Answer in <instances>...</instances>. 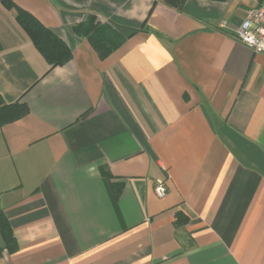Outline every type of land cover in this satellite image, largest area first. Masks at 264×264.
Returning a JSON list of instances; mask_svg holds the SVG:
<instances>
[{
	"label": "crops",
	"instance_id": "0c3cea01",
	"mask_svg": "<svg viewBox=\"0 0 264 264\" xmlns=\"http://www.w3.org/2000/svg\"><path fill=\"white\" fill-rule=\"evenodd\" d=\"M12 1L71 57L0 3V264H264V53L235 38L264 0Z\"/></svg>",
	"mask_w": 264,
	"mask_h": 264
},
{
	"label": "trees",
	"instance_id": "16d2710c",
	"mask_svg": "<svg viewBox=\"0 0 264 264\" xmlns=\"http://www.w3.org/2000/svg\"><path fill=\"white\" fill-rule=\"evenodd\" d=\"M168 5L180 8L184 0H162ZM0 3L8 9L15 10L16 20L20 26L26 31L31 41L45 58L48 63V70L56 65H61L68 61L71 57L70 51L65 43L59 39L52 31L44 27L38 20L30 15L26 10L20 8L12 0H0ZM90 23L86 30L88 41L94 50L104 58L112 49L120 43L118 35L106 26L93 25ZM79 27H74V32H78ZM7 108L18 109L23 113L22 107L8 105ZM1 112V111H0ZM102 170V173L111 178L108 170ZM0 230L3 235L6 246L11 249L13 247V239L6 220L0 217Z\"/></svg>",
	"mask_w": 264,
	"mask_h": 264
},
{
	"label": "built area",
	"instance_id": "2783aa9c",
	"mask_svg": "<svg viewBox=\"0 0 264 264\" xmlns=\"http://www.w3.org/2000/svg\"><path fill=\"white\" fill-rule=\"evenodd\" d=\"M235 38L254 53H264V1L247 12L235 31ZM154 193L160 199L165 198L167 186L164 180H156Z\"/></svg>",
	"mask_w": 264,
	"mask_h": 264
}]
</instances>
